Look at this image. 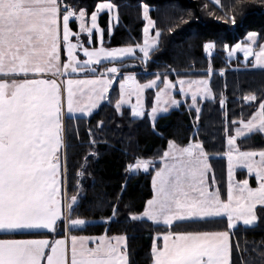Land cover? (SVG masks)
<instances>
[{
  "label": "snow or ice",
  "instance_id": "obj_1",
  "mask_svg": "<svg viewBox=\"0 0 264 264\" xmlns=\"http://www.w3.org/2000/svg\"><path fill=\"white\" fill-rule=\"evenodd\" d=\"M62 4L63 0H0V233L15 235L31 230L55 233L61 222L65 229L83 228L89 223L83 218H73L80 197L72 195L69 198L65 185L68 146L65 100L69 118L76 113L89 117L108 98L118 80L116 111L122 113L123 106L130 105L133 118L147 115L154 122L157 113L179 107L180 101L174 94L177 85L181 96H190L192 104L189 107L195 110L197 119L201 112L199 102L213 98L209 79L179 78L173 82L167 73H157L154 78L141 83L136 74L122 72V67L115 66L119 61L126 67L124 61L127 58L138 59L146 65L157 48L161 32L151 34L155 22L149 17L147 6H142L143 19L147 22L143 28V42L105 48L98 16L107 10L111 35L113 20L118 22V15H113L118 12L117 6L111 2L97 3L89 23L85 9L77 11L67 4L61 7ZM73 20L78 22L79 32H73L70 27ZM232 22L235 23L234 17ZM82 33L88 35V43L93 42L95 33L101 47L91 50L85 47L80 43ZM73 37L76 43L72 42ZM214 46L213 42L202 45L209 56L213 54ZM257 46L259 50H256ZM61 49L66 54V61L62 60ZM80 49L86 57L84 60L77 59ZM224 50L229 58L237 52H243L246 61L254 56L252 66L264 69V44L258 43L256 32H249L243 43L231 48L225 45ZM104 61L114 66L101 72L96 66ZM89 72L93 78L57 79L70 73ZM212 74L210 66L208 75ZM151 89H156L155 103L145 112L143 96ZM133 97L135 103H132ZM257 99L253 93L243 97L246 103ZM220 105L225 106L223 93ZM232 126L235 134H229L225 153L228 161L226 199L210 188L209 156L203 144L190 141L181 146L170 140L160 158L162 166L152 176V198L147 200L141 214L130 213L129 219H146L171 228L176 221L226 217L229 230L235 229L238 222L246 227L255 226L259 220L258 206L259 210H264V149L241 150L237 139L264 135V99L259 100L258 109L250 118L234 120ZM97 128H103V121L98 122ZM88 134L90 144H95L91 129ZM87 159L85 156V163L76 173L78 178L84 175ZM152 165V160L137 158L126 170L147 173ZM236 167L254 175L257 186L251 187L248 179L235 180ZM212 183H215L214 177ZM80 187L78 184L77 188ZM111 210V216L104 223L112 222L119 212V204L111 205ZM230 235V231H168L163 235L162 248L156 239L153 240L152 264H232ZM89 240L99 243L90 248L87 246ZM48 248L50 251L46 252ZM236 248L240 250L239 242ZM45 257L46 264H69L66 241L0 239V264H43ZM259 259L264 264V251H259ZM70 264H130L127 237L73 235ZM242 264H256V258L242 261Z\"/></svg>",
  "mask_w": 264,
  "mask_h": 264
},
{
  "label": "trees",
  "instance_id": "obj_2",
  "mask_svg": "<svg viewBox=\"0 0 264 264\" xmlns=\"http://www.w3.org/2000/svg\"><path fill=\"white\" fill-rule=\"evenodd\" d=\"M63 1L76 10L85 9L88 13H92L93 6L101 2H111L117 6L118 22L111 35L107 18L101 21L103 46L106 48L141 42L144 24L142 6H147L149 17L155 22V30L161 32L157 48L151 53L144 72L135 63L141 64L137 59L125 60L126 67L120 62L115 66L122 67V72H133L141 82L157 73H167L171 80L208 77L213 91V98L199 102V119L187 100L177 109L159 116L152 125L147 115L133 118L128 108H122V113L117 112L112 93L88 118H66L67 195L69 198L72 195L80 197L72 213L73 218H83L89 222L83 228L68 229L69 232L87 237L125 235L130 264H152L151 243L154 236L168 231H230L232 264H242V261L253 257L256 264H261L259 251H264V210L258 207L259 220L255 226L238 225L232 230L227 228L224 217L181 221L171 228L147 220L132 221L129 219L130 213L140 214L152 196L151 178L159 163L147 173H130L126 169L137 158H160L170 140L181 146H186L190 141H199L209 156L211 180L214 177L215 187L225 198L226 138L229 134L234 135L232 121L242 118L246 121L256 111L259 100L264 99V69H254L250 63L243 64L240 57L227 59L224 47L242 41L249 32L258 33L259 44L264 41V0H220L219 3L210 0ZM93 42V46H96L97 43ZM206 42L215 45L209 58L202 47ZM111 66L114 65L107 62L97 67L104 70ZM210 66L213 71L211 76L208 75ZM221 71L224 72L223 76L220 75ZM222 93L224 107L220 105ZM248 93L255 94L257 101L246 103L243 97ZM148 94L150 99L152 95ZM151 106V101L146 102L145 112ZM100 121H103L102 129L97 128ZM89 129L95 144H90ZM237 146L241 150L264 149V135L238 138ZM92 152L96 155H89ZM85 156L88 159L84 175L78 178L76 173L85 163ZM235 176L236 180H243L247 174L236 171ZM249 181L253 182L252 178ZM78 184L81 185L79 189ZM113 204H119V212L110 224L104 223L111 216ZM64 231L61 222L55 233L3 234L0 238L51 239L62 236ZM237 242L240 250H247L243 253L237 250Z\"/></svg>",
  "mask_w": 264,
  "mask_h": 264
},
{
  "label": "rangeland",
  "instance_id": "obj_3",
  "mask_svg": "<svg viewBox=\"0 0 264 264\" xmlns=\"http://www.w3.org/2000/svg\"><path fill=\"white\" fill-rule=\"evenodd\" d=\"M210 1H212V2H214V3H217L216 2V0H210ZM95 6L96 5H94L93 6V10H95ZM143 6H145V5H143ZM79 10V9H78ZM77 10V11H78ZM90 15H91V13H88V11H87V17H86V19H87V21L90 23ZM105 15V16H104ZM113 15L114 16H116V12H114L113 13ZM104 17H106L107 18V24H109V14H108V12H107V10H105L104 12H102V13H100V15L98 16V25H99V27L102 29V27H101V21H102V19L104 18ZM101 19V20H100ZM142 19H143V9H142ZM143 22H144V24H143V27H142V30H141V42L140 43H142L143 42V28H144V26H145V24L147 23L144 19H143ZM117 23V21L116 20H113V24L115 25ZM72 24L73 25H71L70 24V27L72 28V30H73V32H79V27H78V22H75L74 20H73V22H72ZM151 31V34H155V31H157V30H155V28L154 29H151L150 30ZM248 34V33H247ZM247 34H246V36L244 37V39L242 40V41H240V42H237V43H243V42H245V40H246V37H247ZM72 39V42L73 43H76L77 41H76V39H75V37H73V38H71ZM88 39H89V37H88V35L86 34V33H82L81 34V38H80V43L81 44H83L85 47H88L90 50L91 49H93V48H99V47H101V42H100V39H99V37L98 36H96L95 35V33H94V35H93V41H95L97 44H96V46H93V43L94 42H92V43H88ZM237 43H235V44H233L232 46H235ZM260 44H264V41L262 42V43H260ZM103 46V45H102ZM232 46H229V48H231ZM104 47V46H103ZM106 48V47H105ZM256 50H259L258 49V46H257V48H256ZM213 51V50H212ZM204 54H205V56L207 57V58H209L210 56L207 54V53H205V51H204ZM137 55H139V53L137 52ZM225 55H226V58L227 59H236V58H238V57H240L241 58V62L243 63V64H247V63H250V65H251V67H253L252 65H253V63H254V56H252V57H249L248 59H247V61L245 60V57H244V54H243V52H237V53H235L234 55H233V57H231V58H229L228 57V55H227V52L225 51ZM64 60L66 61V54L64 53ZM77 59L78 60H84V59H86V57H84L83 56V50L82 49H80L78 52H77ZM136 60V59H134V58H127L126 60ZM138 60V59H137ZM108 61H104L103 63H107ZM117 62H119V61H117ZM116 62V63H117ZM102 63V64H103ZM135 63H137L139 66H140V68H141V70L144 72V70H145V64H139L137 61L135 62ZM97 67V66H96ZM254 68V67H253ZM254 69H261V68H258V67H256V68H254ZM129 73H133V72H129ZM91 75V76H90ZM98 75V74H97ZM90 78H93V76H92V74L89 72L88 74H84V73H70L69 75H66V76H64V77H62V78H58V81L59 80H61V79H63V80H67V79H90ZM152 78H154V76L153 77H148L147 79H144V81L142 80V82L139 80V82H141V83H144V82H146L147 80H149V79H152ZM183 79H186V80H198V79H208V77H205V78H183ZM171 80V79H170ZM177 80V79H176ZM176 80H171V81H173V82H175ZM178 88H179V86L177 85V89L176 90H174V94H175V96H176V99H178L179 101H180V104H182V103H184L185 101H187V100H189V105H191L192 104V101H191V98H190V96L188 97V98H185L184 96H181L180 94H179V92H178ZM155 91H156V89H151V90H146V92H145V94H144V96H143V107H144V111H145V103L146 102H148V101H151V104H152V106H151V108L153 107V105H154V103H155ZM147 92L150 94V95H152V97L149 99L148 98V96H147ZM110 93H112L113 94V96H115V101L119 98V81L117 80V81H115L114 82V84H113V86H112V88L110 89V91H109V94ZM109 94H108V98H109ZM148 94V95H149ZM66 95V94H65ZM107 98V99H108ZM106 100V99H105ZM206 100H209V99H206ZM103 102V101H102ZM101 102V103H102ZM100 103V104H101ZM132 103H135V98L133 97V99H132ZM123 107H129L130 108V105H126V106H123ZM151 108H150V110H151ZM178 107H173V108H170L169 109V111L167 112V113H163V112H161V113H157V117H156V119L159 117V116H161V115H165V114H168L170 111H172V110H175V109H177ZM97 109V108H96ZM96 109H94L93 110V112H95V110ZM131 109V108H130ZM257 109H258V107H257ZM256 109V110H257ZM149 110V111H150ZM64 112H65V119L66 118H69V114H67V105H66V100H65V106H64ZM92 112V113H93ZM72 118H88V117H84V116H82L80 113H76L75 114V116L74 117H72ZM149 118V120H150V122H151V124L153 125L154 124V122L152 121V119L150 118V117H148ZM64 119V120H65ZM155 119V120H156ZM239 126V125H238ZM234 134H235V132H234ZM227 139H228V137L226 138V150H225V153H226V151L228 150V145H227ZM192 142H196V141H192ZM167 145H168V143H167ZM166 150H167V147H166ZM165 150V151H166ZM162 155H163V153H162ZM225 156V160H226V172H227V185L226 186H228V161H227V156L226 155H224ZM162 157V156H161ZM160 157V158H161ZM160 158H158V159H153L152 161H153V165L150 167V169H149V171L151 170V169H154V165H156V163L158 162L160 165H159V167L154 171V175H155V172L162 166L161 165V159ZM148 160H150V159H148ZM63 164V150H62V159H61V165ZM239 169H244V168H241V167H236L235 169H234V179L236 180V171L237 170H239ZM244 170H246V169H244ZM62 171H63V169H62ZM140 172H142V173H144V171H142V170H139ZM139 171H137V172H139ZM247 171V170H246ZM153 176V175H152ZM248 180H249V178H248ZM256 180V179H255ZM238 181V180H237ZM208 182H209V185H210V188H211V190L212 191H218L217 190V188L215 187V185L212 183V180H211V173H210V170H209V172H208ZM249 184H250V186L251 187H256L257 186V182H250L249 181ZM254 184H255V186H254ZM151 189H152V178H151ZM152 193H153V189H152ZM227 198V194L225 195V198L224 199H226ZM147 202V201H146ZM146 204V203H145ZM141 214V213H140ZM225 219H226V217H224ZM227 220V219H226ZM177 222H181V221H176V222H174V223H177ZM152 223V222H151ZM173 223V224H174ZM159 225H163V224H159ZM238 225H242V226H244L243 224H242V222H238ZM237 225V226H238ZM163 226H165V225H163ZM166 227H168V226H166ZM44 231H47V230H44ZM71 235H72V233H71ZM164 235V234H163ZM163 235H161V236H154V238H153V240L154 239H156V241H157V244H158V246L159 247H163ZM153 240H152V243H151V249H152V246H153ZM159 240H160V242H159ZM151 263H152V255H151Z\"/></svg>",
  "mask_w": 264,
  "mask_h": 264
},
{
  "label": "crops",
  "instance_id": "obj_4",
  "mask_svg": "<svg viewBox=\"0 0 264 264\" xmlns=\"http://www.w3.org/2000/svg\"><path fill=\"white\" fill-rule=\"evenodd\" d=\"M61 56H62V60H64V52H63V49H61ZM99 71H103V70H99ZM97 74H99V73H97ZM91 76V75H90ZM0 78H2V77H0ZM59 78V77H58ZM57 78V79H58ZM107 101V99L106 100H104L103 102H106ZM102 102V103H103ZM101 103V104H102ZM100 104V105H101ZM99 105V106H100ZM98 106V107H99ZM97 107V108H98ZM123 108H127V107H123ZM128 109L130 110V112H131V109L128 107ZM96 111V110H95ZM160 165V164H159ZM62 169H64V158H63V164H62ZM155 171V170H154ZM237 171H244L246 174H247V176H246V178L245 179H248V178H252V180H253V183L254 182H256V180H255V176L254 175H249L248 174V172L246 171V170H242V169H239V170H237ZM153 175H154V172H153ZM226 185H227V180H226ZM254 186H255V184H254ZM227 188H228V186H226V194H227ZM152 196H153V193H152ZM152 196H151V198H152ZM150 198V199H151ZM259 207V206H258ZM143 212V211H142ZM141 212V213H142ZM146 220V219H145ZM28 232H48V231H44V230H31V231H26V232H22V233H28ZM4 233H0V235H3ZM19 234V233H18ZM6 235V234H5ZM7 235H9V234H7ZM74 234L72 233V235H71V233L69 232V230L68 229H65V231H64V234L62 235V236H60V237H54V238H46V237H44V238H30V239H47V240H49L50 241V243L51 242H53V241H55L56 239H64L65 241H66V248H67V252H68V259H69V264H70V257H71V236H73ZM75 236H77V235H75ZM79 237V236H78ZM96 237H98V236H96ZM109 237H111V236H109ZM0 239H28V238H11V237H9V238H0ZM159 242H160V240H159ZM99 243V241L98 240H95V241H93V240H89L88 241V247H90V248H94L95 246H96V244H98ZM46 252H49L50 251V248H48V249H46L45 250ZM43 264H46V257L44 258V261H43Z\"/></svg>",
  "mask_w": 264,
  "mask_h": 264
},
{
  "label": "built area",
  "instance_id": "obj_5",
  "mask_svg": "<svg viewBox=\"0 0 264 264\" xmlns=\"http://www.w3.org/2000/svg\"><path fill=\"white\" fill-rule=\"evenodd\" d=\"M64 4L70 5V4H68L67 2L63 1V4L61 5V7H63ZM70 6H71V5H70ZM72 7H73V6H72Z\"/></svg>",
  "mask_w": 264,
  "mask_h": 264
}]
</instances>
